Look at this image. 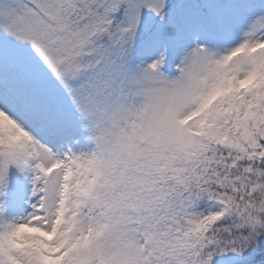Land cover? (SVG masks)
Returning <instances> with one entry per match:
<instances>
[{
    "label": "snow or ice",
    "instance_id": "6c2138e0",
    "mask_svg": "<svg viewBox=\"0 0 264 264\" xmlns=\"http://www.w3.org/2000/svg\"><path fill=\"white\" fill-rule=\"evenodd\" d=\"M0 264H264V0H0Z\"/></svg>",
    "mask_w": 264,
    "mask_h": 264
}]
</instances>
